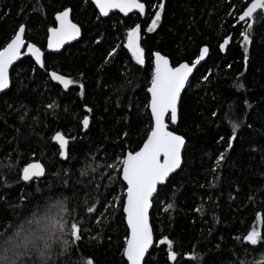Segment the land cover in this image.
Here are the masks:
<instances>
[{"label": "trees", "instance_id": "1", "mask_svg": "<svg viewBox=\"0 0 264 264\" xmlns=\"http://www.w3.org/2000/svg\"><path fill=\"white\" fill-rule=\"evenodd\" d=\"M141 2L147 6L145 19L120 14L104 19L89 0H0V46L24 24L27 42L45 52L44 68L29 57L15 66L11 87L0 97V233L27 228L43 219L45 205L66 200L81 221L83 256L93 257L95 264H126L125 215L122 207L108 206L114 197L125 199L126 186L107 165L138 150L150 130L146 106L152 54L159 51L177 66L193 62L207 46V61L183 93L178 124L168 121L187 146L181 171L153 201L151 223L157 243L146 261L264 264V240L253 246L242 239L253 226L264 236V222L256 220L257 213L264 214V14L258 10L249 21L253 27L248 30L245 61L240 32L247 26L239 25L238 14L250 0ZM161 2L159 26L148 32ZM65 8L72 10L82 38L59 54L48 53L47 30L56 26L55 14ZM136 24L142 29L144 65H137L124 47L127 30ZM226 37L231 42L222 53L220 44ZM117 45V54L108 58ZM52 71L76 83L65 90L50 78ZM229 105L234 108L231 119L240 123L231 148ZM85 115L90 121L87 129L81 123ZM57 131L68 138L67 159L52 140ZM221 153L224 159L217 164ZM34 160L45 166V176L25 183L21 170ZM93 205L98 211L88 213ZM164 235L174 242L176 262L168 260L166 246L158 244ZM60 264L70 261L62 258Z\"/></svg>", "mask_w": 264, "mask_h": 264}, {"label": "snow or ice", "instance_id": "2", "mask_svg": "<svg viewBox=\"0 0 264 264\" xmlns=\"http://www.w3.org/2000/svg\"><path fill=\"white\" fill-rule=\"evenodd\" d=\"M95 7L99 10L101 16L107 17L113 10H119L127 16L134 9L139 14L146 13V4L141 0H92ZM158 10L155 11L150 25L147 27L148 32H153L158 22L161 20V13L164 10V3L156 5ZM258 10L264 14V0H250L246 7L242 8L238 14V22L246 24V30L240 32L242 37L245 61H247V45L250 43L248 30L253 27L254 14ZM71 9L65 8L55 14V24L57 26L48 28L47 47L48 49H59L66 42L75 40L81 34L80 27L70 19ZM141 25L136 24L130 27L126 33V44L124 47L131 53V58L137 65L145 64V49L141 46ZM26 25L20 24L18 30L14 32L10 40L0 46V91L9 88V69L14 62L18 61L24 53L22 49L27 48V53L34 58L35 63L41 68L45 67L44 52L36 43L26 42ZM230 37H226L220 44L221 50L229 44ZM117 47H113L107 54L112 58L117 54ZM209 49L207 46L199 50V55L193 62L179 63L173 66L169 58L162 55L159 51L154 52V66L151 72L150 86L147 92L150 94L147 108L150 110L151 124L146 133V139L138 150H130L123 153L112 164L107 165L114 173L122 177L126 182V198L121 201L119 197H114L109 203L120 208L126 215L127 234L123 246V256L126 258V264H147L146 254L157 243L154 240L153 227L149 221V209L152 206L153 194L157 192V186L164 183L173 173L181 166L182 149L185 147V137L169 130L170 125L177 123L178 101L181 92L185 88L189 76L193 73L196 66L205 58ZM107 62V59L106 61ZM50 78L58 82L67 90L71 85L76 83L70 77L58 74L56 71L50 73ZM208 77L205 76L204 80ZM81 95H83V84L79 85ZM243 87V85H240ZM52 108L53 105H48ZM86 110L91 112L92 109ZM228 116L230 118L231 136L228 140V147H232L233 140L237 137V129L240 123L236 119H231L234 115L232 105L228 106ZM213 116L217 112L212 113ZM83 127H89V117L85 115L81 121ZM127 135V133H125ZM221 140L224 137H220ZM52 140L59 144V155L67 159L68 138L62 132H55ZM224 159L223 153L220 154L217 164ZM10 168L11 165H8ZM20 179L24 182H31L33 178L45 176V166L38 160L27 163L22 168ZM82 175L86 174L82 170ZM110 179L112 177L110 176ZM4 183L7 184L6 178ZM21 199H25L22 195ZM51 199V198H50ZM172 205L169 204L168 208ZM37 210L41 211L37 206ZM44 216L42 220H34L29 223L27 228L21 227L19 231L0 233V264H60L61 259L70 261V264H95L93 257L85 258L80 251L79 242L82 240L83 232L81 221L73 216L75 209L67 206L66 200H56L51 206L45 205ZM88 213H95L98 209L88 206ZM200 211V209H197ZM104 214L101 213V216ZM256 220L264 222V214L257 213ZM44 221H47L45 223ZM96 223H101L96 219ZM241 239V237H237ZM255 246L264 236L253 226L250 231L242 238ZM159 245H165L167 248V258L176 262L178 254L174 250V242L168 236H162ZM75 253V255H73Z\"/></svg>", "mask_w": 264, "mask_h": 264}, {"label": "water", "instance_id": "3", "mask_svg": "<svg viewBox=\"0 0 264 264\" xmlns=\"http://www.w3.org/2000/svg\"><path fill=\"white\" fill-rule=\"evenodd\" d=\"M93 5H94V3L92 2V0H89ZM95 6V5H94ZM96 8V7H95ZM70 9V8H69ZM97 9V8H96ZM97 11H98V13H99V10L97 9ZM113 14H120L122 17H124V18H127V17H129V16H132V15H140L143 19H145L146 18V16H147V6H146V13L145 14H139L138 13V10H136V9H134L132 12H130L127 16H125L123 13H120L119 12V10H116V9H113L110 13H109V16H107V17H104V16H101L100 14V16L102 17V18H104V19H106V18H109L111 15H113ZM70 19L72 20V10H71V12H70ZM73 21V20H72ZM74 23V22H73ZM239 23V25H244L245 23L244 22H238ZM57 26V25H56ZM81 29V28H80ZM81 38H82V30H81V34H80V36L79 37H77L75 40H71V41H68V42H66L62 47H60L59 49H48V47L46 48V51L48 52V53H52V54H59V53H61V52H63L64 50H65V48H67L68 46H71V45H73V44H75V43H78L80 40H81ZM25 39H26V34H25ZM26 42H27V40H26ZM230 42H231V38H230V41H229V44L228 45H226L225 46V48L223 49V50H221L222 51V53H225L226 52V49L229 47V45H230ZM43 51V50H42ZM22 52L24 53V55H22V57L18 60V61H16V62H14V64H13V66L9 69V81H10V84H9V88L8 89H5V90H3V91H0V97L3 95V94H5L6 92H8L9 91V89H10V87H11V71H12V69L15 67V66H17L24 58H26V57H29V58H31L30 57V55L27 53V48L25 47L24 49H22ZM44 52V51H43ZM44 56H45V52H44ZM208 56H209V52H208V54L205 56V58L196 66V68L193 70V73H191L190 74V76H189V80H188V82H186V85H185V88L182 90V92H181V97H180V99H179V101H178V113H177V123L175 124V125H177L178 124V122H179V105H180V102H181V99H182V96H183V93H184V91L186 90V88L188 87V85H189V83H190V81H191V79L193 78V76H194V74L199 70V68L207 61V59H208ZM44 58V57H43ZM33 60H34V58H32ZM169 61H170V63H171V60L169 59ZM34 62H35V60H34ZM153 63H154V59H153ZM172 64V63H171ZM37 66H39L38 64H36ZM40 67V66H39ZM150 95V94H149ZM169 130H170V128H169ZM185 141H186V139H185ZM55 142V141H54ZM58 146H59V144H58V142H55ZM186 146H187V141H186V143H185V147L182 149V160H181V166L178 168V169H176L173 173H170L169 174V177L166 179V181L164 182V183H162V184H160V185H158L157 186V192L156 193H154L153 194V198H152V206H151V208L149 209V221H150V224L152 225V223H151V212H152V209H153V201H154V199L157 197V195L159 194V191H160V188L161 187H164L168 182H169V180L174 176V175H176L177 173H179L180 171H181V169H182V166H183V163H184V159H183V156H184V152H185V149H186ZM65 159V158H64ZM46 173V172H45ZM44 177V176H43ZM43 177H39V178H33V180L31 181V182H25V183H32V182H34V181H37V180H40V179H42ZM121 180H122V177H121ZM122 182L124 183V185L126 186V182H124L123 180H122ZM125 198H126V196H125ZM125 215V214H124ZM125 222H126V215H125ZM126 225H127V222H126ZM154 240H155V237H154ZM155 246V245H154ZM154 246L149 250V253H147L146 254V259H147V257H148V255L151 253V251H152V249L154 248ZM125 260H126V258H125Z\"/></svg>", "mask_w": 264, "mask_h": 264}, {"label": "rangeland", "instance_id": "4", "mask_svg": "<svg viewBox=\"0 0 264 264\" xmlns=\"http://www.w3.org/2000/svg\"><path fill=\"white\" fill-rule=\"evenodd\" d=\"M159 23H160V21L158 22V25H157V27L159 26ZM157 27H156V29H157ZM156 29H155V30H156ZM155 30H154V31H155Z\"/></svg>", "mask_w": 264, "mask_h": 264}]
</instances>
